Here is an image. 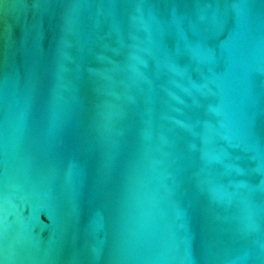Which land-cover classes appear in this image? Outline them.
<instances>
[{
  "label": "water",
  "instance_id": "obj_1",
  "mask_svg": "<svg viewBox=\"0 0 264 264\" xmlns=\"http://www.w3.org/2000/svg\"><path fill=\"white\" fill-rule=\"evenodd\" d=\"M0 264H264V0H0Z\"/></svg>",
  "mask_w": 264,
  "mask_h": 264
}]
</instances>
